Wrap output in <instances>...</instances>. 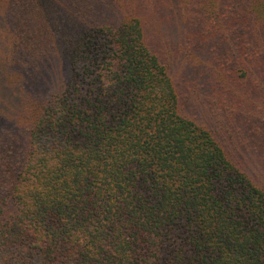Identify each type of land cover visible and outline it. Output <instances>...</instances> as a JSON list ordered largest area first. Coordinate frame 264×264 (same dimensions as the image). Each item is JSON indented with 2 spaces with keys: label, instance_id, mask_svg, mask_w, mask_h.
<instances>
[{
  "label": "trees",
  "instance_id": "16d2710c",
  "mask_svg": "<svg viewBox=\"0 0 264 264\" xmlns=\"http://www.w3.org/2000/svg\"><path fill=\"white\" fill-rule=\"evenodd\" d=\"M0 33L63 70L0 178V264H264V191L227 146L264 127V0H0Z\"/></svg>",
  "mask_w": 264,
  "mask_h": 264
},
{
  "label": "rangeland",
  "instance_id": "374dc122",
  "mask_svg": "<svg viewBox=\"0 0 264 264\" xmlns=\"http://www.w3.org/2000/svg\"><path fill=\"white\" fill-rule=\"evenodd\" d=\"M1 35L0 33V63L2 62L1 65L4 64L3 67H0V178L2 179L3 172L9 168H14L20 162L23 152L26 150V126L28 124L25 122H28V120L26 119L24 122L25 113L30 116V107H33L32 102L34 100H41L44 94L48 96L50 94L48 92L53 93L57 90L58 81L63 77V70L57 71L53 68L54 66L51 67L47 63L43 67L37 63L35 65L33 60L23 57L19 53L11 54L8 52L9 47L6 48L5 37ZM1 54L5 56V60H1L3 59ZM7 68H11L16 74L13 75L11 69L8 70ZM196 71V68L190 66L186 72L189 76H192L196 74ZM171 75H173L177 92H180L182 108L197 113V109H192L189 90H185L184 87L182 89V84H180H185L182 79L183 72L181 68L174 69ZM8 80H10L11 95H14V97L9 96L10 98L8 96L4 97ZM223 82L225 81H221V83ZM182 91H184L183 94ZM258 119L259 115L257 117L252 115L244 121L241 120L239 126L242 141L240 145L235 135H232L233 137L227 136L229 138L227 146L231 151V157L244 170H248V174L254 178V181L264 191V127L262 126L263 121L258 123ZM232 124L234 125V123H231L232 129L229 130L235 131L237 128L232 127ZM225 129L221 124L218 131L225 134ZM13 210L10 204L5 206L6 215L12 214Z\"/></svg>",
  "mask_w": 264,
  "mask_h": 264
}]
</instances>
